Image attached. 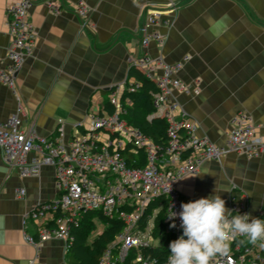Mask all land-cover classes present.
Returning <instances> with one entry per match:
<instances>
[{
    "label": "crops",
    "instance_id": "crops-1",
    "mask_svg": "<svg viewBox=\"0 0 264 264\" xmlns=\"http://www.w3.org/2000/svg\"><path fill=\"white\" fill-rule=\"evenodd\" d=\"M11 1L0 0V68L9 63L5 9ZM48 1L36 0L26 12L36 40L15 79L22 128L49 136L62 125L69 135L87 112L106 105L111 86L123 84L128 60L147 53L168 63L189 56L178 77L198 87V93L177 92L176 97L196 124L197 135L222 144L233 117L242 112L260 124L257 134L264 136V0H82L90 8L91 27H84L74 13L77 0H50L60 6L57 13ZM142 1L160 8L165 17L156 26L165 37L161 47L154 40L140 45ZM169 3L176 5L175 13ZM15 109V96L0 82V122ZM215 182L246 192L248 213L256 216L264 207V153L205 160L180 181L179 198L211 195ZM19 188L25 189L23 196ZM219 194L227 207L228 191ZM55 195L51 166L23 178L0 151V264H28L34 258L65 264L60 240L43 242L36 252L23 236L35 230L29 218L24 228L23 214Z\"/></svg>",
    "mask_w": 264,
    "mask_h": 264
},
{
    "label": "built area",
    "instance_id": "built-area-1",
    "mask_svg": "<svg viewBox=\"0 0 264 264\" xmlns=\"http://www.w3.org/2000/svg\"><path fill=\"white\" fill-rule=\"evenodd\" d=\"M35 1L13 0L6 6L9 63L0 68V82L16 98L15 112L0 122L3 160L23 178L38 175L42 166L54 170L56 195L38 200L23 214L24 228L28 218L35 224L33 233L24 231V241L37 252L43 242L60 240L65 260L74 231L86 219H99L100 214L119 222L121 229L103 248L97 264H167L169 252L159 261V257H147L143 251L157 246L158 251L168 250L169 242L181 234L180 217L166 216L170 206L179 212L181 202H187L179 198L178 184L186 175L197 172L205 160L220 161L230 153L247 157L264 153V136L257 134L260 124L239 112L222 144L197 135L196 124L176 97L177 92L198 93V87H190L178 77L189 56L168 63L142 53L130 58L128 64L157 86L151 97L153 111L147 119L164 120L163 141H154L127 119L131 102L122 95L124 91L134 92L139 85L133 78L109 88L106 105L111 110L102 106L87 112L85 121L74 125L67 136L62 125L49 136L39 135L32 127L22 128L23 108L15 79L36 40L35 27L26 18L27 9ZM48 4L56 13L61 9L50 0ZM72 8L83 26L91 27L87 21L90 8L82 0L75 1ZM168 8L175 13L174 3H169ZM140 13V45L145 47L154 40L159 47L163 46L165 37L156 30L165 19L162 10L142 1ZM24 193V188L18 189V195ZM227 208L248 212L246 192L231 187ZM260 213H264L263 209ZM173 220L175 226L170 227ZM103 224L105 228L106 223ZM140 232L144 239L138 236ZM28 264L42 263L34 258ZM210 264H264V241L252 243L238 235L231 240L229 252L213 256Z\"/></svg>",
    "mask_w": 264,
    "mask_h": 264
},
{
    "label": "clouds",
    "instance_id": "clouds-1",
    "mask_svg": "<svg viewBox=\"0 0 264 264\" xmlns=\"http://www.w3.org/2000/svg\"><path fill=\"white\" fill-rule=\"evenodd\" d=\"M221 191L229 189L215 182L211 195L182 201L179 212L170 206L166 216L178 215L182 232L169 242L167 264H210L213 256L229 252L238 235L252 243L264 241V217L227 208ZM169 226L174 227L175 221Z\"/></svg>",
    "mask_w": 264,
    "mask_h": 264
},
{
    "label": "trees",
    "instance_id": "trees-1",
    "mask_svg": "<svg viewBox=\"0 0 264 264\" xmlns=\"http://www.w3.org/2000/svg\"><path fill=\"white\" fill-rule=\"evenodd\" d=\"M127 79L133 78L139 82V85L134 92L124 91L122 98L127 96L130 100L128 106L127 119L137 126L143 133L150 136L154 141H163L165 134V122L161 118L147 119V115L153 111L151 104L152 94L157 90L155 82L147 78L142 71L137 68L129 67ZM106 109L111 110L107 105ZM141 157V154H138ZM264 212V207L262 208ZM257 216L263 217L264 213ZM98 218L106 223L105 228L91 242H88V235L95 227L93 219H86L79 229L74 231V241L67 254L65 262L67 264H97L99 256L103 248L112 239L113 235L121 229V224L116 220H107L102 215ZM160 247V246H159ZM144 250L147 257H159V261L165 259L168 250L165 248L158 251L160 248Z\"/></svg>",
    "mask_w": 264,
    "mask_h": 264
},
{
    "label": "rangeland",
    "instance_id": "rangeland-1",
    "mask_svg": "<svg viewBox=\"0 0 264 264\" xmlns=\"http://www.w3.org/2000/svg\"><path fill=\"white\" fill-rule=\"evenodd\" d=\"M93 221H94L95 227L90 231V233L88 235V242H91L97 236L99 231L104 228V224L101 220H99L97 218H93ZM138 236L140 238H143L144 233L140 232V233H138Z\"/></svg>",
    "mask_w": 264,
    "mask_h": 264
}]
</instances>
